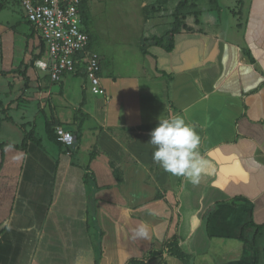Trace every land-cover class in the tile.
I'll list each match as a JSON object with an SVG mask.
<instances>
[{
  "label": "crops",
  "instance_id": "obj_1",
  "mask_svg": "<svg viewBox=\"0 0 264 264\" xmlns=\"http://www.w3.org/2000/svg\"><path fill=\"white\" fill-rule=\"evenodd\" d=\"M97 1L83 9L103 94L82 74L52 81L34 64L23 12L8 18L0 0V264H125L174 235L190 264H264V0H187L192 13L179 12L176 26L151 14L146 27L126 0ZM179 1L163 0L164 14ZM117 9L136 27L103 47L102 22ZM23 66L24 77L10 72ZM177 113L201 137L197 184L152 159L151 129ZM56 127L72 134L73 157L47 137ZM25 132L46 149L17 148Z\"/></svg>",
  "mask_w": 264,
  "mask_h": 264
},
{
  "label": "built area",
  "instance_id": "obj_2",
  "mask_svg": "<svg viewBox=\"0 0 264 264\" xmlns=\"http://www.w3.org/2000/svg\"><path fill=\"white\" fill-rule=\"evenodd\" d=\"M23 11L38 48L43 53L34 64L59 82L63 76L82 74L94 94H103L101 63L89 45L90 36L82 20L85 0H15ZM56 140L64 146L74 142L72 134L56 127Z\"/></svg>",
  "mask_w": 264,
  "mask_h": 264
},
{
  "label": "clouds",
  "instance_id": "obj_3",
  "mask_svg": "<svg viewBox=\"0 0 264 264\" xmlns=\"http://www.w3.org/2000/svg\"><path fill=\"white\" fill-rule=\"evenodd\" d=\"M148 143L153 146L152 159L167 173L184 177L197 184L207 161L199 152L201 137L185 116L177 113L170 117H158V123L150 131ZM136 234L146 237L143 226Z\"/></svg>",
  "mask_w": 264,
  "mask_h": 264
},
{
  "label": "rangeland",
  "instance_id": "obj_4",
  "mask_svg": "<svg viewBox=\"0 0 264 264\" xmlns=\"http://www.w3.org/2000/svg\"><path fill=\"white\" fill-rule=\"evenodd\" d=\"M118 1H124V0H118ZM97 2L98 3L93 2V4L90 6L95 7V9H97L98 6H102L100 0ZM117 3H118L117 0H110L109 5L110 6L116 5V7H118L119 5ZM142 3L144 5H142ZM7 4L9 6H5L2 9H4V14L8 18L11 15H16V14L20 15L23 12L20 5L15 0H13V5H11L9 0H8ZM120 6L135 8L137 10L136 11L138 14L137 19L139 18V22H141V17H143V21L141 23H144V24H141V27H146L147 25L152 23L151 19H150L151 14H153V16L158 18V19L165 18L167 20V22H166L167 25H174L176 22L175 14L174 15L171 14L172 16H170V17H168L164 14L165 9L163 6V0H157V2L153 3V4L147 3L146 1H142V0H126L124 2V4L123 5L121 4ZM117 10H118V14H116L117 12H114L113 14H111L109 17H107L102 22L101 32L97 36V38L99 41V45L102 44L103 47L106 46L107 44H110V45L114 44V40H117V42L119 40L127 41V39H126L127 35L126 34H130L128 32L127 28L136 27L135 25H128L127 23L124 22V20L121 21V18L123 19L122 14H123L124 10H122V9H117ZM180 10H181V12L183 11L186 13H192L193 8L189 5L187 6V0H186L185 4H183L181 6ZM149 21H150V23H149ZM131 39H132V37L128 36V40H131ZM3 82L4 81L0 82V88H1V84H3ZM7 126L13 130L14 129L18 130L15 124L7 123Z\"/></svg>",
  "mask_w": 264,
  "mask_h": 264
},
{
  "label": "trees",
  "instance_id": "obj_5",
  "mask_svg": "<svg viewBox=\"0 0 264 264\" xmlns=\"http://www.w3.org/2000/svg\"><path fill=\"white\" fill-rule=\"evenodd\" d=\"M186 0H180L179 3H178V9L175 13V20L178 21V13L181 12L180 8L183 4H185ZM82 20H83V23L85 25L86 23V14H85V10L82 9ZM86 26V25H85ZM176 26V22H175V25ZM89 45L92 46V40H91V37H90V42H89ZM43 53V47L40 46L39 48V51L38 53L36 54L35 57H40ZM27 66H23V69L20 70V68L18 69H15V70H10V72H20L22 74V76L24 77V71L26 69ZM4 73V72H2ZM26 85V84H24ZM77 114H79V111L76 112ZM48 136H50V141L51 139H53V141L55 142H58L56 140V135H55V132L53 130V133L51 134L49 131L47 132ZM46 134V135H47ZM28 141H32L34 143H36L38 146L45 148V146L43 145L42 141H41V138L36 136L35 134H33L32 132H25L24 133V136L21 140V142L16 145L17 148H25L26 147V144ZM60 144V142H58ZM72 151H73V154H72V157L74 156L75 154V149L77 148L76 146V143L72 144ZM3 148V143H0V149ZM73 163V162H72ZM83 182H84V185H85V188L89 191H91V189H93V187H95V183H94V179H93V175L92 173L87 169V168H84V177H83ZM90 196V195H89ZM94 227V226H93ZM91 227L90 230H93L95 229V227L93 228ZM98 233L100 234L101 232L98 231ZM97 241V240H96ZM98 245H99V241H97ZM251 245L252 247L254 248V250L256 251V247H255V244L253 242H251ZM164 255H170V256H174L176 258H178L179 260H181L184 264H190L191 260H192V257L188 254H186L185 252H183L179 246H178V240H177V237L174 235L172 237H170L169 239H167L163 245V248L162 249H151L149 250L145 256L141 257V258H131L129 260H127V262L125 264H145L153 259H156V258H159V257H162Z\"/></svg>",
  "mask_w": 264,
  "mask_h": 264
}]
</instances>
